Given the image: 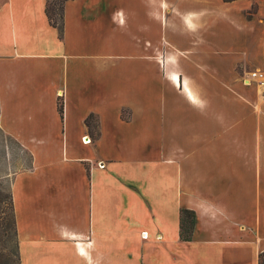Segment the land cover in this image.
<instances>
[{
	"label": "crops",
	"instance_id": "1",
	"mask_svg": "<svg viewBox=\"0 0 264 264\" xmlns=\"http://www.w3.org/2000/svg\"><path fill=\"white\" fill-rule=\"evenodd\" d=\"M46 2L0 0L20 264H259L264 0H68L61 36Z\"/></svg>",
	"mask_w": 264,
	"mask_h": 264
},
{
	"label": "rangeland",
	"instance_id": "2",
	"mask_svg": "<svg viewBox=\"0 0 264 264\" xmlns=\"http://www.w3.org/2000/svg\"><path fill=\"white\" fill-rule=\"evenodd\" d=\"M197 4L191 5V8L198 9ZM264 68V67H262ZM256 69V68H254ZM247 68V72L241 74L240 80L242 84L244 75L251 70ZM261 69V68H258ZM247 86L252 85L261 94L260 90L255 84H245ZM264 99V96L261 95ZM32 158L30 153L21 147L15 140L11 137L5 135L0 129V222L5 219L6 224H8L9 231L14 233V221L12 214V204H11V185L14 176L20 171L27 170L30 168ZM4 249L2 248L0 242V254L4 255ZM4 257L0 258L1 264L4 263ZM259 264H264V253L259 255ZM14 264H18L16 261Z\"/></svg>",
	"mask_w": 264,
	"mask_h": 264
},
{
	"label": "trees",
	"instance_id": "3",
	"mask_svg": "<svg viewBox=\"0 0 264 264\" xmlns=\"http://www.w3.org/2000/svg\"><path fill=\"white\" fill-rule=\"evenodd\" d=\"M68 0H47L45 13L48 19V22L51 26L55 27L59 35H62L63 30V11L64 5ZM223 2L229 3L236 0H222ZM253 2V6L250 11L246 13V18L251 19L252 16L256 13L257 3L260 0H251ZM58 112L62 117V104L61 101H58ZM92 116H89L86 119L87 126H90V120ZM12 204V199H11ZM12 214H13V206H12ZM14 221V215H13ZM195 223V214L190 210L183 209L180 211V238L183 241H189L192 235L193 227ZM15 227V223H14ZM0 242L2 248L4 249V255L0 254V258L4 257V263L6 264H14L16 261L19 262V254H18V241H17V233L16 229L14 233L9 231L8 224H6L5 219L0 222ZM1 264V263H0Z\"/></svg>",
	"mask_w": 264,
	"mask_h": 264
},
{
	"label": "built area",
	"instance_id": "4",
	"mask_svg": "<svg viewBox=\"0 0 264 264\" xmlns=\"http://www.w3.org/2000/svg\"><path fill=\"white\" fill-rule=\"evenodd\" d=\"M243 82L245 84H255L261 92V95L264 96V68L254 69L249 71L244 75ZM90 141H84V143H89ZM144 234L143 237H145Z\"/></svg>",
	"mask_w": 264,
	"mask_h": 264
}]
</instances>
